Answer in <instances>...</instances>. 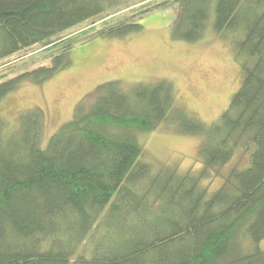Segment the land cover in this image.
Wrapping results in <instances>:
<instances>
[{
    "label": "trees",
    "instance_id": "obj_1",
    "mask_svg": "<svg viewBox=\"0 0 264 264\" xmlns=\"http://www.w3.org/2000/svg\"><path fill=\"white\" fill-rule=\"evenodd\" d=\"M178 2L176 37L201 38L213 15L217 32L238 35L241 85L229 107L208 124L176 104L170 81L129 91L112 81L45 147L42 110L25 113L16 131L0 117V264H264V0ZM117 7V0H0V60L46 43L51 61L0 82V99L25 77L69 65L80 41L140 31L152 10L53 41ZM168 120L203 135L200 170L153 173L139 160V134ZM241 151L248 165L224 173ZM211 177L223 181L209 192L203 181Z\"/></svg>",
    "mask_w": 264,
    "mask_h": 264
},
{
    "label": "rangeland",
    "instance_id": "obj_2",
    "mask_svg": "<svg viewBox=\"0 0 264 264\" xmlns=\"http://www.w3.org/2000/svg\"><path fill=\"white\" fill-rule=\"evenodd\" d=\"M117 1V8L55 36L53 41L66 43L112 20L139 19L141 12L152 8L141 20L143 28L124 36L97 35L80 41L71 51L69 65L39 80L30 76L22 79L13 91L0 99V117L9 129L19 130L23 115L39 108L44 120L41 145L45 147L60 126L75 116L79 106L89 107L99 87L112 81H120L123 89L129 91L139 83L167 80L174 86L179 107L208 124L221 117L241 85V66L234 48L238 35L217 32L213 15L201 38L180 39L173 35L180 9L178 0ZM45 44L0 60V82L50 65L49 55L44 52ZM139 140L143 146L139 160L149 163L153 173L170 167L182 174L202 167L203 135L183 132L177 121H163L155 130L140 133ZM234 165L247 166L248 155L239 152L223 172ZM222 181L220 177H211L203 181V186L212 192Z\"/></svg>",
    "mask_w": 264,
    "mask_h": 264
}]
</instances>
